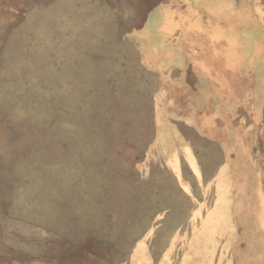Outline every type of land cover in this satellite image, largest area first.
<instances>
[{
	"label": "rangeland",
	"instance_id": "374dc122",
	"mask_svg": "<svg viewBox=\"0 0 264 264\" xmlns=\"http://www.w3.org/2000/svg\"><path fill=\"white\" fill-rule=\"evenodd\" d=\"M0 264H264V0H0Z\"/></svg>",
	"mask_w": 264,
	"mask_h": 264
},
{
	"label": "crops",
	"instance_id": "0c3cea01",
	"mask_svg": "<svg viewBox=\"0 0 264 264\" xmlns=\"http://www.w3.org/2000/svg\"><path fill=\"white\" fill-rule=\"evenodd\" d=\"M236 18H237L236 19L237 22L238 21L242 22V20H243L242 17H236ZM216 24H217L216 26H213V25L200 26V31H202L200 33V35H202L203 37L207 38L209 40V42H210L209 44H212V45L213 44L228 43L229 40H230L228 35L229 34H233V29L231 27H228V28L227 27H223L222 25H220L219 21H217ZM191 30H193V31H191ZM170 31L171 30H167V29H163V31H162V34H163L164 38H162L163 42L161 43V46L159 45L158 50H161L160 52L163 51L164 52V53L162 52L163 54H167V50L173 48L172 47L173 46L172 42L171 43L170 42L166 43V40L168 39V35H169ZM191 32L194 33V34H197L195 29H192V27H188V34H190ZM175 33H177V32H175ZM165 34H168V35H165ZM237 40H241V39H238V36H237L236 39H235V43L237 42ZM206 44H208V43H206ZM240 48H241V46H240ZM236 69H237V67H236ZM207 74H208L209 78H211L210 77L211 76L210 72H208ZM178 129H179V133L182 134L183 132L181 131V129L180 128H178Z\"/></svg>",
	"mask_w": 264,
	"mask_h": 264
}]
</instances>
